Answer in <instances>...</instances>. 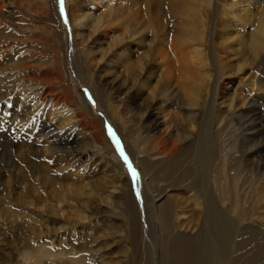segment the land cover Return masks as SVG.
I'll return each instance as SVG.
<instances>
[{
  "label": "bare ground",
  "instance_id": "bare-ground-1",
  "mask_svg": "<svg viewBox=\"0 0 264 264\" xmlns=\"http://www.w3.org/2000/svg\"><path fill=\"white\" fill-rule=\"evenodd\" d=\"M7 6L15 7L18 11L16 14H20L15 29L22 37L17 36L16 40L26 37V34L33 30L32 23L29 24L28 21L21 23L24 15L29 16L34 22H44L48 31L47 36L50 43L46 41L42 45L47 50V56L44 55L46 53H41L37 62L44 57L49 62L47 66H49V71L54 78L49 81L41 80L35 84H26L29 90L32 89L30 94L33 96L32 103L34 104V112L31 111L32 114L30 113L31 117L27 122V128L30 131L29 137L39 146L38 159L58 163V160H64L60 159L62 157L74 161L80 154L86 153L84 147L88 143L89 147L97 151L92 156L93 159L95 155L100 156L98 159H94L95 161H90L92 168L96 169L104 166V171L108 170L114 177V182L110 186L102 185V189L96 186L94 189L88 188L87 185L85 188L79 184L71 186L67 190V197L65 195L59 197L58 203L62 207L57 206L59 210H56L57 212L49 206L50 203L48 204V202L34 197V200L37 199V202L42 204L40 206L59 215L63 209H68V212L69 208L73 209L75 206L84 204L81 206H85L86 209L83 208L82 212H80V207L79 210L75 209L79 211L76 219L78 220L80 217L84 220L83 222L90 224L105 214L113 212L114 215L115 212L111 207L113 204L116 206L117 202L127 206V210L130 209L129 180L127 174L122 173L125 168L120 162L115 146L106 132V120L109 123L110 120L111 123H116L121 135L127 140L136 163L141 166L143 183L149 188L148 197L152 205L150 208L156 211L157 216L159 213L162 214V210L164 212L165 203L168 202V198H171L169 190L172 187L167 185L169 179L172 182H179L181 185L186 184L183 188L194 189L201 198H203V194L200 192L201 189L199 191L198 187L193 186L192 181L194 180L202 183L209 182V188L210 186L213 188L215 195L225 196V193H228V183L225 182L226 179L224 180L226 171L222 170L221 161H218L219 151L212 139L206 141L207 137L205 135L209 136V133H207L208 127L207 125L199 127V125H204L200 118L205 116L206 113L207 100L210 95L209 88L213 85L211 81H214L215 97L213 101L217 106L221 95L220 88L224 75H226L224 70L227 67H236L237 73H240L243 72L244 66L256 65L264 60V0H65L62 7L58 6L57 0H0V35H2V30L5 28L4 25H8L10 21H6L4 12ZM27 25L29 28H27ZM23 29H29V31ZM24 45H26V42L21 41L20 43L18 41L15 42L13 48L15 50L19 46L20 51L19 49L18 51L22 52ZM5 47L3 48L5 49ZM42 47L37 46V49H42ZM33 52L34 50L31 53L33 54ZM28 53L29 51L26 57L22 58V61H27L25 65L21 64L20 66L19 63V65L12 67L13 73H18L20 76L19 82L21 85L25 84L21 81L26 71L29 73L34 72V66L28 67L27 64L35 65L36 63V56H28ZM45 65L43 64V66ZM22 66L24 71L21 70ZM79 78L86 86L85 92L97 99L101 110L105 109V105L108 107L109 110H104L106 114L104 113L102 118L95 116L85 106V96L78 92ZM25 82L27 81L25 80ZM260 87L264 88L262 85ZM20 88L22 90L21 86ZM10 89L12 91V88ZM47 89H50L47 92L48 94L45 93ZM252 93L254 95V92ZM139 97L141 102H139ZM250 98L241 100L243 108L250 104L252 100ZM30 99H27V101ZM171 108L179 111L174 110L175 112H171ZM58 109L60 112L56 114L55 110ZM235 109L238 108L233 100L224 110L227 115H233ZM170 113H174V116ZM219 121V117H216L215 124L219 125ZM178 122L185 124V126L183 128L178 127ZM65 164L62 168L64 170L68 169ZM153 170L161 172L158 175L160 181H165L164 191L161 193L152 190V186L156 182V178L151 180L150 177ZM36 175L35 173L34 176ZM82 179H85V177ZM82 195H85V198L84 196L81 197ZM172 199L170 201L174 202V196H172ZM133 204L135 205V203ZM200 204L202 205V203ZM203 204L205 205V201ZM120 207L122 206L120 205ZM213 211L215 212V209ZM23 213L22 215L25 216ZM205 213L207 214V212ZM62 215L60 218H63ZM161 216L164 217V215L158 216L160 223L165 219ZM183 216L185 217V214ZM29 219L31 218L29 217ZM112 220L114 219L112 218ZM177 221L180 222V218ZM125 223L129 226L128 220ZM79 225L81 224L79 223ZM54 226L56 227V225ZM182 230H184V227H182ZM61 231L59 230V232ZM100 231L104 232L106 238H108L102 228H98L96 233ZM130 232L132 233L131 230ZM178 234L179 236H176L181 240L193 237V235H188L183 231L178 232ZM174 241L177 245L180 240L175 238ZM54 244L57 246L56 249H54ZM54 244L48 246V242V245L43 244L32 249L29 248V251H23L21 259L27 264L30 262L32 264H44V260L49 261L48 264H53L56 261L61 262L58 264H96V261H99H89L88 256L90 253H85V247L82 243L80 245L71 243L65 246L62 240H58ZM31 246L33 245L31 244ZM179 246L174 250L178 254L187 253L188 255L191 252L189 248L184 249V245L183 247L182 245ZM98 249L100 252L99 247ZM94 251L92 248L91 254ZM98 251L96 249V252ZM169 251L171 252V250ZM54 260L56 261L53 262ZM100 263L106 264V261L103 259Z\"/></svg>",
  "mask_w": 264,
  "mask_h": 264
},
{
  "label": "rangeland",
  "instance_id": "rangeland-1",
  "mask_svg": "<svg viewBox=\"0 0 264 264\" xmlns=\"http://www.w3.org/2000/svg\"><path fill=\"white\" fill-rule=\"evenodd\" d=\"M57 2L58 6L62 7L65 0H57ZM7 8H5L4 11L6 21H10L8 22V25H4L5 28L2 30V35H0V264H27L21 259L23 251H29L30 249L35 248L37 245H48V242V246H51L55 242L57 243L58 240H62L65 246L71 243H77V245L82 243V245L85 247V253H90L88 256L89 261L94 262L95 260H99L96 261V264H105L100 263L103 261V259L106 261V264H215L217 261L218 264H264V88L260 87L261 85L264 86V60L260 63H257L256 65L244 66L243 72L240 73H237L236 67H227L226 70H224L226 75H224L220 88L221 97L219 96L217 106L213 101L215 97L213 87L214 81H211V84L213 83V85L209 88L210 95L207 100L206 113L205 116L200 118V120L202 119V122H204V125H199V127L207 125V133H209V136L207 134L205 135L207 137L206 141L208 139L213 140L215 143L214 145L220 154L218 161H221L222 170H224V172L226 171V175L224 174V180L226 179L225 182L228 183V193H225V196H220L219 194L215 195L216 193L214 194L215 191L213 188L211 186L209 188V182L202 183L198 180H194L192 181L194 183L193 186L196 188L198 187L197 189L199 191L201 189L200 192L203 194V198H201L198 192H196L194 189L183 188L186 184L181 185L179 182H172V180L169 179L167 185L172 187L169 190V196L171 198H168V202L165 203L164 212L162 210V214H158V216L164 215V217L161 216V218H165L163 222L160 223L158 216L155 213L156 211L150 208L152 205L148 197L149 188L143 183L142 172L140 169L141 166L136 163L131 148L128 145L127 140L121 135V131L118 129L116 123H111L110 120V124L108 120H106V132L108 133L111 142L115 146V150L120 162L125 168L122 173L125 172L129 180L128 189L130 192V209L127 210V206L117 202L116 206L113 204L111 207L117 215L115 213L113 215V212L105 214L102 217L97 218V220L91 224L88 222H83L84 220L79 217L78 220L80 221L77 223L76 221L78 220L76 218H78L79 211L75 209L79 210L80 207V212H82V209L85 206L83 207L81 205L84 204L75 206L73 209L69 208V213L67 212L68 209H63L59 216L55 213H52V210H47L40 206L42 204L37 202V199L34 200V197L40 198V200L42 199L41 201H46L48 204L50 203L49 206H51L54 211H56L58 210V207L61 206L58 203L59 197L63 195L67 197V190L70 189L71 186L79 184L84 187L87 185L86 187L92 189H94L95 186L102 189L103 186H110L111 183L114 182V177L110 172H108V170L104 171V166L97 167V170L92 168L91 162L95 161L100 156L95 155V160L93 159L92 156H94L97 151L93 150L92 147H89L88 143L85 144L86 146L84 147L86 149V153L80 154L76 158L77 160L75 159L74 161H69L62 157H60V159L64 160H58V163L56 161L48 162V160L40 161L38 159L39 146L36 142L31 140V137H29L30 131H28L29 128H27V122L30 120L32 114L31 111L34 109V104L32 103L33 96L30 94L32 93V89L29 90L26 84H35L41 80L49 81L51 78H54L49 71V66H47L49 65V62L46 61L44 57V59L42 58L37 62V59L40 58L39 56L41 53L47 52L46 48L42 47V45H44L46 41L50 43L47 36L48 31L45 28L46 24L44 22H34L31 18H29V16L24 15L23 19H21V23H26L27 21L30 22L29 24L32 23L31 26L33 25V30L28 32L26 37L16 40L15 38L17 36L22 37V35L19 34L15 29V26L18 22V15L20 16V14H16L18 11L15 9V7L7 6ZM8 16L10 17L9 19ZM28 25L27 28H29ZM23 30L29 31V29ZM18 41H20V43L21 41L26 42V45H24L25 47L27 45L29 46L30 44L32 45L29 47L27 46L26 48L22 47V52H19L20 48L18 46L19 51L16 48L15 51L13 46L15 45V42ZM8 43L9 45H7ZM37 46L42 47V49L38 50ZM3 47H5V49ZM27 49L30 53H28V56H36L35 62L37 64H27L28 67L31 65L34 66V72L29 73L26 71L25 76L22 75L24 77L21 81L25 84L21 85L19 82L20 76L18 73H13L14 70L12 67L19 65V63L20 66L21 64L25 65L27 63V61H22V58L26 57L27 55ZM32 50H34L33 54L31 53ZM44 55L47 56V53ZM43 64L46 65L43 66ZM21 70L24 71V67L21 68ZM25 80L27 82H25ZM78 81L80 82V86H78V92L80 94L82 93V96H85V106L90 109L95 116L102 118L103 114L109 110L108 107L105 105L104 110L106 111L101 110L97 99H94L85 92L86 86L84 85L82 79L79 78ZM254 82L256 84H253ZM19 85L22 87V90ZM9 88H12V91L11 89L9 90ZM49 90L50 89H47L45 93L48 94L47 92H49ZM251 91L254 92V95ZM211 94L214 96L212 97ZM248 97H251L250 99L252 100L247 106L248 108H243V103L241 100L243 101ZM27 99L30 100L27 101ZM138 99L139 102H141V98L139 97ZM233 100L236 102L238 109L234 110L235 114L233 113V115H227L224 109H226ZM58 110H55L56 114L60 112V110ZM174 110L179 111L178 109L173 108H171L170 111L173 112ZM170 115L174 116V113H170ZM216 117H219L220 119L219 125L215 124ZM110 119L112 118L110 117ZM177 126L183 128L185 124L178 122ZM125 157L127 158V162L125 161ZM68 163L70 164L68 165ZM64 164L68 169H62L64 168ZM132 170H135L137 174V178L135 179L132 175ZM35 173L37 174L36 176H34ZM160 173L161 172H158L157 170H153L150 174L151 180L156 178V182L153 184L152 190L159 191V193L164 191L163 188L165 182L162 180L160 181L158 176ZM77 174L78 176H76ZM84 177L85 179H82ZM79 178L81 179L79 180ZM81 180L82 182H80ZM107 181L109 182L107 183ZM45 196L47 197L45 198ZM83 196L85 198V195H82L81 197ZM172 196H174V202L170 201ZM175 196L178 197L176 198ZM204 201L206 206L203 204ZM133 203H135V205ZM200 203H202V205ZM120 205L122 207H120ZM176 209L181 212H178ZM214 209L215 212L213 211ZM40 210L43 211L39 212ZM22 212H24L23 214L25 216L22 215ZM205 212H207V214ZM50 213L54 215L52 216ZM61 213H65L66 215H62ZM182 214H185V217ZM61 215L63 218H60ZM177 215L180 218V222L177 221L179 220ZM29 217L31 219H29ZM181 217H183L182 220ZM23 218L25 219L23 220ZM112 218L115 221L112 220ZM215 218H217L218 221ZM127 220L129 222V226L127 223H125ZM79 223L81 225H79ZM54 225H56V227ZM180 225L181 227L179 228ZM34 226L38 227L35 228ZM182 227H184V230H182ZM98 228H102L108 235V238H106L105 233L102 231L96 233ZM198 228L199 230H197ZM59 230L62 231L59 232ZM182 231L183 233H188V235H193V237H190V239H178V232ZM73 232L78 233L74 234ZM79 233L80 235H78ZM39 236L40 238H38ZM175 238L180 240L177 243L178 246L182 245L183 247L184 245V249L189 248L191 252L188 255L185 253L186 256H184L185 254H178L176 251H174L176 248L181 247L176 245L174 241ZM31 240L32 242H30ZM31 244L33 246H31ZM197 244H199L201 247ZM54 245V249H56L57 246L56 244ZM205 246L206 248H204ZM98 247L100 248V252L98 251ZM92 248L93 251L95 250L93 254H91ZM96 249L98 252H96ZM89 250L91 251L89 252ZM169 250H171V252ZM55 261L56 260L53 262ZM59 262L56 261L53 264H58ZM48 263L49 261L44 260V264ZM28 264L32 263L30 262Z\"/></svg>",
  "mask_w": 264,
  "mask_h": 264
},
{
  "label": "snow or ice",
  "instance_id": "snow-or-ice-1",
  "mask_svg": "<svg viewBox=\"0 0 264 264\" xmlns=\"http://www.w3.org/2000/svg\"><path fill=\"white\" fill-rule=\"evenodd\" d=\"M125 161L127 162V158L126 157H125ZM129 167L131 168L130 165H129ZM132 175H133L134 179L137 178V174H136L135 170H132Z\"/></svg>",
  "mask_w": 264,
  "mask_h": 264
}]
</instances>
